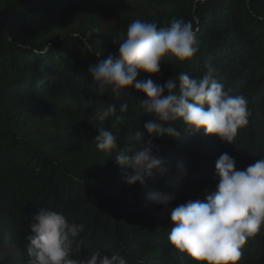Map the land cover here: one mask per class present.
<instances>
[{
	"label": "trees",
	"instance_id": "trees-1",
	"mask_svg": "<svg viewBox=\"0 0 264 264\" xmlns=\"http://www.w3.org/2000/svg\"><path fill=\"white\" fill-rule=\"evenodd\" d=\"M127 1L0 0V247L18 250L12 257L0 255V264H28L29 224L42 207L84 226L71 258L84 260L99 249L128 264H206L169 244L172 210L215 192V164L222 153L234 158L237 169L264 158V0H156L162 12L142 20L158 27L174 19L193 23L196 55L172 65L162 62L160 73L150 78L163 83L182 71L198 78L206 63L213 64L225 90L243 95L252 113L233 144L203 130L183 131L180 121L174 123L182 131L178 140L150 137L143 126L151 117L137 101L146 95L134 88L120 96L110 89L101 93L91 83L90 66L118 52L127 31L117 19L100 32L94 18ZM70 19L78 21L76 35L47 40ZM125 101L129 108L120 113ZM109 105L116 106L114 115L95 118ZM116 116L121 120L113 126ZM101 127L116 135L121 148L137 143L135 131L144 132L165 174L129 186L125 177L131 169L117 164L114 153L96 148ZM157 191L175 199L157 204L150 198ZM236 264H264V227L248 238Z\"/></svg>",
	"mask_w": 264,
	"mask_h": 264
},
{
	"label": "clouds",
	"instance_id": "clouds-1",
	"mask_svg": "<svg viewBox=\"0 0 264 264\" xmlns=\"http://www.w3.org/2000/svg\"><path fill=\"white\" fill-rule=\"evenodd\" d=\"M85 46L91 50L90 45ZM198 50L191 21L174 19L169 26L158 27L154 22L135 20L118 43V52L90 66L91 83L101 93L110 89L120 96L134 88L146 95L147 99L137 101L151 117L143 126L150 137L167 135L178 140L182 131L174 123L180 121L183 131L203 130L206 136L233 144L238 131L249 124L252 113L243 95H231L230 90H225L213 64L206 63L203 75L198 78L183 71L163 83L150 78L160 73L162 62L172 65L173 61H190ZM141 72L149 78L138 79ZM128 108L125 101L119 112L125 113ZM115 113L116 106L109 105L95 118L103 121ZM120 120L116 116L113 126ZM96 132L93 141L97 150L114 153L117 164L131 169V174L125 177L129 186L143 185L146 178L162 176L167 171L156 154V146L151 141L145 142L144 132L135 131L137 143L124 148L109 128L101 127ZM214 178L216 190L206 194L205 200H189L172 210L168 241L197 262L236 264L248 238L264 227V158L245 169H237L234 158L222 153L215 164ZM150 198L166 206L175 195L157 191ZM83 227L70 223L62 213L42 207L29 224L32 235L27 237L28 264H128L123 256L109 258L99 249L92 250L84 260L71 258L74 238Z\"/></svg>",
	"mask_w": 264,
	"mask_h": 264
},
{
	"label": "rangeland",
	"instance_id": "rangeland-1",
	"mask_svg": "<svg viewBox=\"0 0 264 264\" xmlns=\"http://www.w3.org/2000/svg\"><path fill=\"white\" fill-rule=\"evenodd\" d=\"M162 10V8L156 6V0H128L118 11L106 12L96 16L94 25L98 31L104 32L114 26L117 19H120L124 26L128 28L133 21H142L147 16H157ZM77 24L78 21L74 19L67 20L46 38L52 42L60 36L76 35ZM17 252L18 250L12 245L0 247V255L2 257H12Z\"/></svg>",
	"mask_w": 264,
	"mask_h": 264
}]
</instances>
